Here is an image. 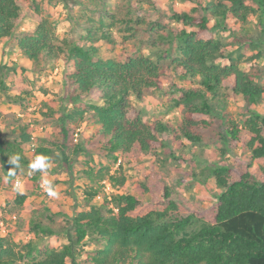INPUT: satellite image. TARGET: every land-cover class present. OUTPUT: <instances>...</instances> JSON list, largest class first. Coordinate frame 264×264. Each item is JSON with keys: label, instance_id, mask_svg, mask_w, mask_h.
Instances as JSON below:
<instances>
[{"label": "trees", "instance_id": "obj_1", "mask_svg": "<svg viewBox=\"0 0 264 264\" xmlns=\"http://www.w3.org/2000/svg\"><path fill=\"white\" fill-rule=\"evenodd\" d=\"M78 2L89 14L73 17L83 32L72 38L58 33L57 20L44 10L42 0H0V42L14 39L36 70L59 60L66 66V105L57 111L54 101L42 102V117L55 120L57 127L37 139V155L50 157L58 164L55 169L74 174V162L85 145L73 135L91 123L95 128L91 137L121 169L123 161L155 154L170 136L177 147L183 141L202 144L203 131L218 117L224 126L221 140L246 148L248 162L244 166L211 164L202 170L205 179L213 177L222 189L206 208L197 203L186 205L187 200L168 186L158 201H147L145 196L153 194L159 176L147 170L151 175H146L145 183L135 184L131 192L113 195V207L91 204L76 211L62 227L66 241L60 245L40 244V233L52 236L60 232L37 217L41 210L28 201L26 191H11L14 205L29 215L28 228L36 237L21 244L8 234L0 235V264H264V112L254 109L264 101V84L257 81L258 73L242 69L214 36L216 30H231L240 45L246 43L251 37L246 27L264 10V0H196L190 11L172 9L168 20L147 13L144 5H154L151 0ZM24 5L29 14L31 10L34 27H22ZM154 10L158 11L155 5ZM118 27L127 34L124 39L140 32L146 37L135 41L136 49L127 56L105 57L97 43L103 40L113 45ZM139 42H148L152 56L143 53ZM172 71L194 83L178 87L173 107H183L180 123L148 122L132 98L142 100L146 91L160 89ZM8 73L7 65H1L0 96L10 89ZM34 86L29 77H16L8 101L22 104L33 96ZM41 90L47 93L43 85ZM89 96L93 101L85 100ZM238 96L247 102L241 125L216 110L218 105L224 110L227 100ZM13 132L18 133L13 139L0 133V184L13 167L10 156H21L22 175L30 162V125H18ZM254 162L263 164L258 179L249 169ZM84 173L93 182L108 177L121 187L127 180L121 173L111 174L108 166L97 171L90 167ZM39 180L37 173L27 180L26 188ZM99 189L96 184L87 186L86 201ZM86 238L95 242L90 251L82 249Z\"/></svg>", "mask_w": 264, "mask_h": 264}, {"label": "rangeland", "instance_id": "obj_2", "mask_svg": "<svg viewBox=\"0 0 264 264\" xmlns=\"http://www.w3.org/2000/svg\"><path fill=\"white\" fill-rule=\"evenodd\" d=\"M78 1L42 0L44 10L57 20V29L61 36L69 35L72 38H76L78 32H83L82 27L74 23L73 17L89 14V11L83 9L84 6ZM151 3L155 5V9L158 11L154 10V5L145 4V8L148 9L147 13L149 15L152 13L155 18L162 17L164 20H168V15L174 8L190 11L197 4L196 0H151ZM160 13L162 16H160ZM28 14L29 9L27 5H24L23 17L25 19L22 23L23 28L35 26L31 10L30 14ZM155 18L149 16V19ZM119 27L122 28L123 25ZM119 27L114 29L113 45L103 40L97 43L103 56H127L136 49L135 41H141L143 36L146 37V33L140 32L135 36L130 38L128 36L127 39H124L127 34L123 31L120 32L121 28ZM237 30L239 33L240 29L237 28ZM246 31L251 33V37L247 39L246 43L241 45L231 33V30H216L214 36L221 39L226 47V53L231 54L242 69H250L258 73L257 81L264 84V10H261L253 22L247 25ZM137 35L139 38H136ZM251 41H254V44H250ZM148 42L139 43L140 46L142 45L143 53L151 55L147 48L148 46H146ZM227 62L228 59L224 61V63ZM1 65H7L8 67L9 73L7 74L6 83L10 88L6 94L0 96L1 135L13 139L18 135L13 130L16 131L18 125L23 124L30 125V132L37 134V139L45 133H51L57 127V122L43 118L40 113V107L43 101L48 100L54 101L53 106L57 111L62 110L66 105L63 99L67 92L63 79L66 67L64 62L59 60L54 62V64L36 70L32 61L23 56L21 50L15 44V40L10 39L0 42ZM23 75L34 82V94L31 98L22 101V104L11 103L8 101L7 93L13 94L12 86L16 77ZM193 84L191 80L182 79L175 74V71H172L171 75L163 81L160 89L146 91L142 100H137L136 98H132V100L136 109L141 112L146 121L152 122L157 119H163L177 126L180 123L183 108L182 106L173 107L174 99L179 95L178 87H188ZM41 85L45 86L46 94H43ZM93 99L92 96L85 98L87 102L93 101ZM220 107L219 105L216 106V110L218 113H222L226 120L232 117L239 125L242 124L243 114L247 111V102L242 97L229 98L225 109L221 110ZM254 109L264 112V101L258 103ZM222 129H224L223 120L214 117L212 126L203 131L205 141L202 144H189L183 141L184 144L181 147H177L172 144L171 138L173 136H170L169 141L158 148L155 154L142 155L130 163L123 161L121 169L118 168L119 163L114 164L111 158L107 157L100 149L99 142L91 137L95 131L91 123L84 126L81 131L77 130L78 135L74 134L73 137L80 143H84L85 151L79 154L77 161L74 162V174H70L60 167L57 170L55 167L58 164H52V168L46 177L54 183L60 192V198L52 199L42 192L39 187L40 180L31 182L25 190L28 194V201L33 206H36L37 210H41L37 217L41 218L44 224H49L60 232L52 236H45L40 233L38 238L43 237L40 244L60 245L65 242L66 236L62 227L66 225V221L76 211L88 209L91 204L113 207V195L131 192L135 184L145 183L148 178L146 175H151L147 173V170H153L159 175L156 178L157 182L153 184V194L145 196L147 201H151L150 199L152 198L158 201L163 197V188L168 186L187 200L186 205L197 203L201 208L210 206L217 200V196L222 189L216 184L213 177L205 179V174L202 173V170L211 164L228 163L244 166L248 162L249 151L240 144L229 146L224 143L221 140ZM106 166L110 168L111 174L119 175L121 173L126 176L125 186L121 187L107 177L105 179L111 183L114 189L111 193L112 199L108 200L107 195H104L102 199L94 197L90 202H87V186L96 184L100 188L98 192L102 191V181L104 179L98 183L93 182L87 177L84 170L93 167L97 171ZM262 168L263 164L258 162H254L249 167L257 179ZM25 170H27V167ZM0 174H2L1 170ZM150 178L153 177L151 176ZM28 179L31 178L28 177ZM14 190V183L8 185L7 182L3 181L0 184V220H3L6 227L7 232L5 234L10 235L14 241L22 244L34 237L35 234L30 232L28 228L29 215L20 211L13 203L14 196L11 191ZM197 227L195 226L191 229V232ZM0 235H3L1 227ZM94 246L95 242L93 239L86 238L82 249L90 251Z\"/></svg>", "mask_w": 264, "mask_h": 264}, {"label": "clouds", "instance_id": "obj_3", "mask_svg": "<svg viewBox=\"0 0 264 264\" xmlns=\"http://www.w3.org/2000/svg\"><path fill=\"white\" fill-rule=\"evenodd\" d=\"M9 163L13 166L9 171L6 172V176L4 177L6 182L14 183V189L17 192H21V184L18 180H14L20 175L23 171V166L21 164V156L19 154L10 156ZM52 160L50 157L39 154L31 160L27 166L26 175L28 177H32L36 173H40V183L43 191L46 192L47 196L52 199H59L60 192L57 190L54 183L47 179V175L49 170L52 168ZM19 172V174H17Z\"/></svg>", "mask_w": 264, "mask_h": 264}, {"label": "built area", "instance_id": "obj_4", "mask_svg": "<svg viewBox=\"0 0 264 264\" xmlns=\"http://www.w3.org/2000/svg\"><path fill=\"white\" fill-rule=\"evenodd\" d=\"M75 135H78V132H76ZM37 138H38L37 134H35L34 132H31V141L28 144V148H27V155L29 156L30 161L33 160L36 157V155H37L36 154V149H37V146H38ZM32 177H29V178H32ZM14 180H18L20 182V184H21V192H24L25 189H26L28 176L20 174ZM102 184H103L102 191H99L96 194L95 198L96 199H102L104 195H107L108 200H111L112 199L111 193L114 191V189L112 188L111 183L107 179H104L102 181ZM39 187H40V190L46 194V192L43 191V189L41 187V183L39 184ZM114 209L117 210V208H114ZM0 227H1L2 234H5L7 232V230H6V227H5L4 223H3V220H0Z\"/></svg>", "mask_w": 264, "mask_h": 264}, {"label": "crops", "instance_id": "obj_5", "mask_svg": "<svg viewBox=\"0 0 264 264\" xmlns=\"http://www.w3.org/2000/svg\"><path fill=\"white\" fill-rule=\"evenodd\" d=\"M222 191V190H221Z\"/></svg>", "mask_w": 264, "mask_h": 264}]
</instances>
